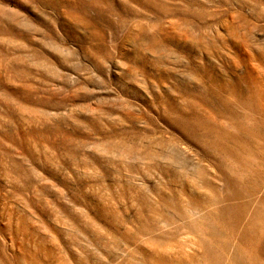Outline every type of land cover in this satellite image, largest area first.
<instances>
[{"label": "rangeland", "instance_id": "374dc122", "mask_svg": "<svg viewBox=\"0 0 264 264\" xmlns=\"http://www.w3.org/2000/svg\"><path fill=\"white\" fill-rule=\"evenodd\" d=\"M0 264H264V0H0Z\"/></svg>", "mask_w": 264, "mask_h": 264}]
</instances>
